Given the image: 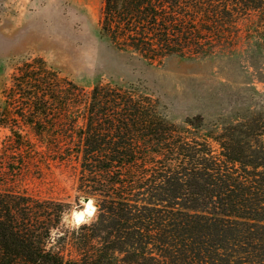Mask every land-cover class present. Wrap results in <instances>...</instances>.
<instances>
[{"label":"trees","instance_id":"trees-1","mask_svg":"<svg viewBox=\"0 0 264 264\" xmlns=\"http://www.w3.org/2000/svg\"><path fill=\"white\" fill-rule=\"evenodd\" d=\"M252 14L262 36L264 0H103L99 35L150 63L207 57ZM263 116L204 132L133 85L87 90L22 61L0 101V264H264ZM32 148L74 166L75 204L21 187ZM85 196L93 215L70 224Z\"/></svg>","mask_w":264,"mask_h":264},{"label":"rangeland","instance_id":"rangeland-1","mask_svg":"<svg viewBox=\"0 0 264 264\" xmlns=\"http://www.w3.org/2000/svg\"><path fill=\"white\" fill-rule=\"evenodd\" d=\"M102 8L103 0H0V101L15 67L42 57L52 69L87 90L98 82L133 85L156 99L175 123L200 115L204 132L222 131L264 113V33H246V25L257 14L242 21V35L233 50L197 58L172 55L150 63L100 37ZM8 133L0 127V147ZM38 151L32 148L25 153L33 158L26 160L21 187L34 196L75 204L74 166ZM82 198L68 214L70 224H75L72 212L83 207Z\"/></svg>","mask_w":264,"mask_h":264},{"label":"water","instance_id":"water-1","mask_svg":"<svg viewBox=\"0 0 264 264\" xmlns=\"http://www.w3.org/2000/svg\"><path fill=\"white\" fill-rule=\"evenodd\" d=\"M82 203L83 207L81 209H76L72 212V216L76 225L81 224L84 219L88 215H91L95 210V207L91 204V199L88 196L82 198ZM87 206L90 208H87Z\"/></svg>","mask_w":264,"mask_h":264},{"label":"bare ground","instance_id":"bare-ground-1","mask_svg":"<svg viewBox=\"0 0 264 264\" xmlns=\"http://www.w3.org/2000/svg\"><path fill=\"white\" fill-rule=\"evenodd\" d=\"M87 208H90L89 206H87Z\"/></svg>","mask_w":264,"mask_h":264}]
</instances>
